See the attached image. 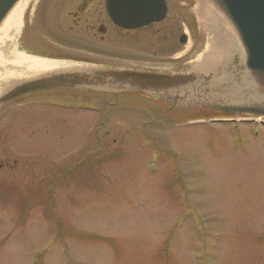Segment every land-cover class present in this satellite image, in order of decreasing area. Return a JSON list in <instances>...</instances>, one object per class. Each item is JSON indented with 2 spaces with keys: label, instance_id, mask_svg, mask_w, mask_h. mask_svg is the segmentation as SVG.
<instances>
[{
  "label": "rangeland",
  "instance_id": "rangeland-1",
  "mask_svg": "<svg viewBox=\"0 0 264 264\" xmlns=\"http://www.w3.org/2000/svg\"><path fill=\"white\" fill-rule=\"evenodd\" d=\"M176 1L159 25L179 33ZM189 1L180 12L191 14L200 57L210 35ZM114 32L90 40L116 67L150 69L133 56L166 52L156 37L138 44ZM21 34L8 54L32 55ZM100 91L109 94L0 110V264H264V124L179 123L143 95Z\"/></svg>",
  "mask_w": 264,
  "mask_h": 264
},
{
  "label": "flooded vegetation",
  "instance_id": "flooded-vegetation-1",
  "mask_svg": "<svg viewBox=\"0 0 264 264\" xmlns=\"http://www.w3.org/2000/svg\"><path fill=\"white\" fill-rule=\"evenodd\" d=\"M182 1L184 3L186 2V0ZM182 1L178 0L174 3L178 8L176 17L181 20V24L184 26L183 29L179 27L181 31L176 33L175 27H169L168 25L163 27L159 25L161 22L166 20L169 22L170 19H172L170 18L169 13L170 0H166L168 10L166 17L163 20L150 23L137 29H122L114 25L106 11V7H104V12L102 10L96 11L97 5L101 6L102 1L100 2V0H74L71 4L72 7L67 8V12L65 13H62L61 10L62 6L65 4L62 2V0H30L26 9L24 27L22 26L19 31V34L22 32L20 47L33 55H44L45 57L52 56L57 59L81 60L84 63H91L101 66L105 65L109 68H122L116 67L113 64H109L111 63L110 58H113L112 56H110V58H100V56L96 53L93 55V52L97 50H95L94 46L91 44L92 42L90 38L94 37V35L98 32L100 34V39L103 40V34L108 33L109 30L113 29L115 30L114 33L119 36L121 35L124 40L136 36L135 39L138 44H144L150 40H155V37L157 38L155 40L156 46H159V50L162 49L166 51L165 53L156 54L155 56L153 55L151 57H144L141 55L133 56L136 57V60L139 62L146 61L151 64V68L146 70L189 73L190 71H188V67H191V65L197 60V56L201 54L200 52L203 50V48H194L197 45L196 39L198 31L196 26L193 25L194 23L188 19L190 12L186 14L185 11L184 14H181L180 11L185 9L182 8V5H184ZM188 2L190 1L188 0ZM93 15H95L97 23H92L94 17ZM191 17L193 18V16ZM65 30H72L75 32H69V34L62 33ZM78 33H80L81 39L77 38L76 34ZM161 33L163 34V37L159 38L158 35ZM65 34L67 37L64 36ZM174 37L178 39L177 43L175 42ZM190 38H192L194 43L192 44L190 50L185 53V57H182L181 55L176 57L178 52L184 51V49H181V47L184 46L185 43L190 40ZM186 55L189 56L187 59ZM180 57L182 59H180ZM123 58L128 59L129 55L126 57L123 56ZM232 69L235 70V74L232 75L235 77L237 76V81L240 80L241 74L239 73L238 69ZM189 74L193 77L192 80H195V77H197V75L195 76L191 73ZM207 77L212 78L211 75H207ZM112 94L124 95L129 93L115 92ZM134 94H144L146 95L147 99L149 98V100H152V102H154V107L151 110H156L159 108V110H161L163 113L161 118H170L171 114L174 113L179 114L180 116H175L172 118L179 123H188L190 121L199 122L202 120L205 121L209 118L221 119L220 117L224 116H237V114L233 112L221 111L223 109L212 105L214 103L208 104L207 99H210L207 98L204 93L202 96H199L198 94L192 95L193 97L188 99L186 96V88L184 87L166 90L165 92H162V95H149L141 92H136ZM94 95V93L91 94L90 92L81 89H57L41 91L19 97L7 103L6 105L1 106L0 110H22V108L26 107L31 108L41 105L45 106L49 104L48 102H55L56 104H69L73 100H77L79 97L80 98L78 100H81L82 98H86L87 100H89L88 98L93 99ZM180 95H184V97L180 101H177V98H179ZM243 95L246 97L245 94ZM172 119H168L166 121H172ZM182 119L184 120L181 121Z\"/></svg>",
  "mask_w": 264,
  "mask_h": 264
},
{
  "label": "water",
  "instance_id": "water-1",
  "mask_svg": "<svg viewBox=\"0 0 264 264\" xmlns=\"http://www.w3.org/2000/svg\"><path fill=\"white\" fill-rule=\"evenodd\" d=\"M18 1L0 0V25ZM210 1L234 32L242 50L239 55L242 58L241 67L238 69L241 78L237 82L244 90L237 94L232 105H224L227 101L221 99L218 107L223 109L221 111L264 117V0ZM106 10L115 25L136 29L164 19L167 4L166 0H106ZM67 69L40 72L15 81L0 91V107L24 95L47 90L88 88L120 92L129 89L149 95H162L166 90L186 88V82L193 81V77L185 72L109 68L86 63ZM246 72L250 75L247 78ZM248 78L254 83L261 98L249 96L248 82L242 81ZM207 102L211 104L209 100Z\"/></svg>",
  "mask_w": 264,
  "mask_h": 264
},
{
  "label": "bare ground",
  "instance_id": "bare-ground-1",
  "mask_svg": "<svg viewBox=\"0 0 264 264\" xmlns=\"http://www.w3.org/2000/svg\"><path fill=\"white\" fill-rule=\"evenodd\" d=\"M197 1L195 12L200 24L205 27L210 36L208 48L206 49L207 52L198 57L191 67H188L189 73L197 75V77H195L193 82H186V96L189 99L193 97L192 95L198 94L202 96L204 93L210 99L209 103L217 104L215 107L221 105L219 99L227 101L224 105H232L233 99H237V94L243 91V88L239 87L237 76L232 75L235 74L232 64H234L233 67L235 69L241 67L240 61L242 58L239 55L242 50L239 41L235 34L231 33L230 27L221 13L212 6L210 0ZM29 2L30 0H19L0 25V63L4 64V72L0 76V91L15 81L32 74L51 70H68L67 68L69 67L79 66L78 63H67L28 56L19 52L17 48V51H10V54H8L9 51L6 49V46H10V42L12 44L16 43L14 41L21 29L20 25L23 20V14ZM233 43H235V46L233 45L232 47ZM231 52L233 53L231 54ZM206 74L213 76L208 80ZM249 76L246 72L245 78ZM242 81L248 82L249 96L262 97L260 93V95L258 94L257 88H255L251 79L248 78ZM183 97L184 95H180L177 101H180ZM224 100L222 101L224 102Z\"/></svg>",
  "mask_w": 264,
  "mask_h": 264
},
{
  "label": "trees",
  "instance_id": "trees-1",
  "mask_svg": "<svg viewBox=\"0 0 264 264\" xmlns=\"http://www.w3.org/2000/svg\"><path fill=\"white\" fill-rule=\"evenodd\" d=\"M183 113V112H182Z\"/></svg>",
  "mask_w": 264,
  "mask_h": 264
}]
</instances>
